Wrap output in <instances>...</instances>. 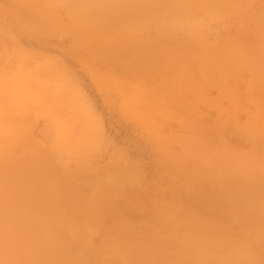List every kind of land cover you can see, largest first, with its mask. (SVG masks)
<instances>
[{
    "label": "rangeland",
    "instance_id": "374dc122",
    "mask_svg": "<svg viewBox=\"0 0 264 264\" xmlns=\"http://www.w3.org/2000/svg\"><path fill=\"white\" fill-rule=\"evenodd\" d=\"M5 3L0 1V23L9 24L12 9ZM263 7L264 0H249L240 9L197 19L195 30L178 29L164 35L171 41L187 38L196 55L229 51L231 45L257 54L254 29L264 19ZM138 35L148 38L155 32L145 27ZM171 45L172 51L183 49ZM128 46L119 50L115 44L77 40L59 29L30 23L0 28V132L8 129L13 136L1 138L0 146L15 143L6 154L0 153V173L4 175L7 167L11 174L46 170L60 186L65 207L71 209L66 219L95 224L77 248L81 257L95 250L99 255L95 264L110 262L108 253L96 250L112 233L114 210L110 206L116 199L124 204L125 217L142 213L151 200L165 202L176 189L184 205L194 206L196 198L190 194L196 192L188 187V179L193 178L190 169H179L170 154V149L181 153L180 139L220 148L248 146V131L236 132L234 125L248 129L244 124L252 120L264 128V74L252 55L241 66L235 62L237 57L227 59V68L212 83L206 69L194 70L200 68L192 66L190 53L179 57V67L170 65L162 73L140 69L132 77L121 66L129 60L132 49ZM197 82L201 88L193 89ZM75 173L77 178L71 176ZM72 177L82 183L74 185V204L67 200L70 192L64 191V186L75 181ZM112 179L118 184L109 185ZM99 184L111 191L97 188ZM95 189L102 200L95 203L100 206L97 212L92 205ZM98 214L102 215L94 216ZM226 225L239 233L251 227L241 219H228ZM260 250L264 254V247Z\"/></svg>",
    "mask_w": 264,
    "mask_h": 264
},
{
    "label": "bare ground",
    "instance_id": "6f19581e",
    "mask_svg": "<svg viewBox=\"0 0 264 264\" xmlns=\"http://www.w3.org/2000/svg\"><path fill=\"white\" fill-rule=\"evenodd\" d=\"M0 1H6V6L12 9L11 23H0L1 29L30 23L47 30L59 29L77 40L115 44L119 50L130 45L129 60L125 61V67L122 63L121 66L132 77H137L140 69L145 73L153 70L162 73L170 65L179 67L182 65L179 57L189 53L192 66L200 68L194 66V70L206 69L207 80L212 83L227 68V59L236 57L235 62L241 66L245 65L246 56L252 55L260 65L258 71L264 74V19L254 29L255 43H259L260 49L257 54L231 45L229 51L196 55L187 38L171 41L164 35L178 29L195 30L197 19L240 9L249 0ZM145 27L152 28L155 35L148 38L138 35ZM160 40L167 42L161 44ZM171 43L183 47L181 52L172 51ZM15 53L25 55L19 50ZM199 84H193L192 88L200 89ZM234 126L236 132L248 131L251 139L248 146L220 148L204 141L180 139L181 153L170 149L179 169H190L193 178L188 179V187L196 192L190 194L196 198L193 207L179 200L182 193L176 189L165 202L161 198L151 200L142 213L125 217L124 204L116 199L110 206L114 210L112 233L104 237L96 251L108 253L109 264H264L260 250L264 247V128L252 120L244 124L248 129L240 124ZM12 137L8 129L0 132V139ZM12 144L15 143L1 144L0 153L6 154ZM7 171L8 167L4 175L0 173V264H95L94 259L99 256L95 250H89L84 257L77 253L87 229L95 224L66 219L71 209L65 207L66 199L59 196L60 186L49 178L46 170L17 174ZM72 178L75 181L64 186V191L70 192L67 200L74 204L77 191L74 185L82 183ZM112 180L109 185L118 184L117 179ZM97 188L111 191L107 185L99 184ZM117 191L114 195L119 198ZM93 193L91 201L97 212L100 206L95 203L102 200L96 189ZM92 205L87 207L92 210ZM228 219H241L251 227L247 225V232L239 233L227 227Z\"/></svg>",
    "mask_w": 264,
    "mask_h": 264
}]
</instances>
